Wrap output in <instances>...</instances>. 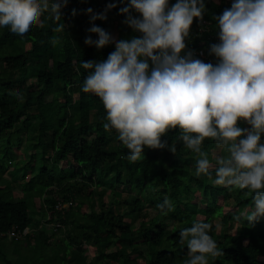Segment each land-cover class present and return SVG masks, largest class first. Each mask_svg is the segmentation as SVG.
I'll return each mask as SVG.
<instances>
[{
	"label": "trees",
	"instance_id": "16d2710c",
	"mask_svg": "<svg viewBox=\"0 0 264 264\" xmlns=\"http://www.w3.org/2000/svg\"><path fill=\"white\" fill-rule=\"evenodd\" d=\"M110 2L116 7L107 11V19L94 23L115 35L119 20L118 39L139 35L119 11L128 0H68L61 9L66 29L59 33L53 31L57 21L48 11L23 39L0 29V264H184L187 242H180L179 230L197 219L212 225L210 235L223 249L220 257H209V264H264V217L251 224L244 220L254 206V192L213 183L218 166L214 149L221 146L227 156L226 146L206 137L201 149L208 153L212 175H197L199 154L179 139V126L161 136L176 145V153L145 146V156L136 162L127 158L118 131L114 129L113 136L104 129L106 109L98 95L82 91L90 70L80 61L107 58L114 50V44L98 49L84 43L87 35L97 37L87 32L93 22L84 10L103 12ZM231 4L232 0H205L203 23L208 30H200L199 18L194 17L187 48L218 41L214 16ZM53 36H58L55 43ZM237 123L251 127L243 118ZM11 164L31 175L21 184V196L5 178ZM108 172L109 181L98 179V174ZM45 193H51L43 198L46 208L31 210ZM108 193L112 201L106 200ZM165 196L173 205L166 215L157 207ZM221 196L234 199L226 212ZM148 207L154 209L152 218ZM130 212L141 215L138 226L126 219ZM32 213L37 215L33 221ZM217 216L223 227L236 219V233L220 232ZM53 222L61 223L57 240L49 225ZM26 228L34 232H24ZM11 230L20 233L14 236L15 259L7 251Z\"/></svg>",
	"mask_w": 264,
	"mask_h": 264
},
{
	"label": "clouds",
	"instance_id": "9594fccd",
	"mask_svg": "<svg viewBox=\"0 0 264 264\" xmlns=\"http://www.w3.org/2000/svg\"><path fill=\"white\" fill-rule=\"evenodd\" d=\"M67 3L0 0V28L23 39L48 11L57 21L53 31L62 32L61 9ZM113 7L110 2L103 12L84 10L93 22L87 32L97 34L85 36L84 43L98 49L114 44V50L107 58L80 61L90 70L82 91L98 95L106 109L104 129L118 131L127 158L136 162L145 156V146L176 153V145L161 136L179 126V139L199 154L196 174L209 176L211 161L201 145L206 137L215 138L228 155L216 156L213 183L254 192V206L244 220L251 224L264 217V0H232L214 16L219 40L209 52L218 58L215 64L197 57L186 44L194 17L202 31L208 30L205 0H128L119 11L139 35L120 39L94 23L107 19ZM57 39L53 36V43ZM241 118L251 127H241ZM172 206L167 196L157 204L165 215ZM211 228L197 219L179 230L180 242H187L184 264H209V257L223 255Z\"/></svg>",
	"mask_w": 264,
	"mask_h": 264
},
{
	"label": "rangeland",
	"instance_id": "374dc122",
	"mask_svg": "<svg viewBox=\"0 0 264 264\" xmlns=\"http://www.w3.org/2000/svg\"><path fill=\"white\" fill-rule=\"evenodd\" d=\"M40 18L38 19L37 23L40 22ZM119 24H120L119 20H116L115 21V27H116L115 28L116 29L115 30L116 31L115 36L116 37L118 35L117 33H119L118 32L119 28L121 29V25H119ZM33 79H34L33 77L28 78L29 81H32ZM111 134L113 136H115V130L114 129H111ZM51 138H52V133H49L48 139L50 140ZM213 154H214L213 155L214 158H216V156H218V155H222L223 154L222 147L221 146L216 147L214 149ZM20 158H21V155H20ZM64 163H66V162L65 161L62 162L63 165H64ZM14 166L15 165L11 164L7 167L6 172H5V178H8L9 180H11L12 184L15 186L16 195L21 196V195L25 194L21 184L24 182H27L30 179L31 175H30L29 171H24L22 169L21 170L15 169ZM76 177L78 180L82 179L81 178V171H79V170L76 171ZM100 178L102 180L104 179V180L109 181L110 173L109 172L108 173H100V174H98V179H100ZM50 195H51V193H45L44 196L42 197V199L37 198L36 199V205H32L31 210L37 211V210H42V209L46 208V205L43 202V198L48 197ZM112 195L113 194L108 193L105 197L106 200L112 201L113 200ZM219 202L221 204H223L224 212H226L230 209L231 205L234 203V199L233 198H225V197L221 196ZM147 206H149V204ZM147 210H148V218H152L154 215V209H152L151 207H148ZM126 212H128V210H126ZM36 217H37L36 214H34V213L31 214V220L32 221L34 219H36ZM40 218H41V215H40ZM126 219L128 221H130V223H132L133 226H138L142 218H141L140 214L135 213V212H130L126 215ZM221 221H222L221 216H217L215 218V222H217L218 229L220 232L223 233V232L228 231L230 233H236V231L238 229V221L236 219H234V221H232V226H230V227H226V226L223 227ZM49 225L54 226V228L51 230V232H53V231L55 232V239L57 240L58 237L60 236V234H58V232H57V229H58V226L61 225V223L60 222H53ZM25 231L26 232H28V231L34 232L33 229H31V228H26ZM14 238L15 237L13 235H10V234L7 235V239H8L7 247H9V250H7V251L10 252V256L12 257V259H15L16 257H18L17 254L14 253L16 246H17V244L14 242ZM7 247H6V249H7ZM90 248H89V254L91 256V255H93L94 251L92 250L93 248H91V249ZM51 250H52L51 248H47L48 253H51ZM261 259L264 261V256H261Z\"/></svg>",
	"mask_w": 264,
	"mask_h": 264
},
{
	"label": "built area",
	"instance_id": "2783aa9c",
	"mask_svg": "<svg viewBox=\"0 0 264 264\" xmlns=\"http://www.w3.org/2000/svg\"><path fill=\"white\" fill-rule=\"evenodd\" d=\"M199 29L201 30V27ZM218 31H219V29H218ZM215 42H218V41H215ZM211 44L212 43H210V44L207 43L206 45H204V47H200V48L193 49V50H194L195 55H198L200 58L207 59L208 62H212L215 64L217 62L218 58L215 56V54L209 52V48H210ZM65 205H67V204H65ZM24 232H26V231H24ZM9 234L13 235V236H19L20 235V233L16 232L15 230H11L9 232Z\"/></svg>",
	"mask_w": 264,
	"mask_h": 264
}]
</instances>
